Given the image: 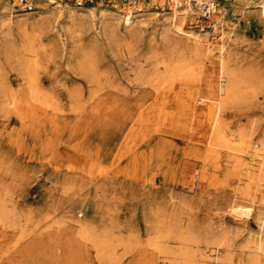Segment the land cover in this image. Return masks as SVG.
<instances>
[{"label":"rangeland","instance_id":"1","mask_svg":"<svg viewBox=\"0 0 264 264\" xmlns=\"http://www.w3.org/2000/svg\"><path fill=\"white\" fill-rule=\"evenodd\" d=\"M251 1L221 0L220 7L237 35L227 49L237 65L264 73V27L254 14L249 16ZM234 3L237 11H233ZM15 5L16 0H0V12L3 6L14 16L39 12L37 8L19 12ZM172 6L150 12L172 14ZM188 22L191 19L174 25L177 36L171 34V44L183 41L185 54L192 39L209 36L208 29ZM150 32L149 25L145 38ZM159 32L157 28L156 41ZM142 48L99 50L96 65L105 84L92 97L85 80L66 66V58H43L40 66L30 68L47 94L41 103L31 98L20 70L18 73L6 63L1 67L16 103L8 114L0 115V185L7 192V209L12 213L8 227L0 228V256L5 254L0 264H157L156 253L145 246L149 231L144 218L148 208L153 215L155 206L162 203L184 201L186 206L183 209L179 204L182 213L176 218L182 223L190 220L201 239L222 231L233 247L240 248L250 234L259 231L257 218L237 220L224 211L239 196L240 187H245L243 175L238 169L204 165L201 155L206 145L200 133L205 131L201 126L204 104L199 103L198 112L188 115L174 102V94L180 93L176 89L165 90L153 100L149 87L137 80L140 72L149 74L151 70ZM206 80L204 77L199 85L200 92L215 95L216 87L210 89ZM192 89L183 92L195 95ZM222 117L228 132L241 131L252 143L264 139L263 99L230 106ZM199 186H203L201 192ZM76 220L88 224L99 236L107 232L108 245L115 253L111 259L97 258L93 244L79 235ZM153 220L151 217L148 224ZM119 238L132 243V248L117 246ZM201 243L199 250L203 249ZM6 247L10 250L5 253ZM192 257V264H198ZM239 260L236 264H243Z\"/></svg>","mask_w":264,"mask_h":264},{"label":"bare ground","instance_id":"2","mask_svg":"<svg viewBox=\"0 0 264 264\" xmlns=\"http://www.w3.org/2000/svg\"><path fill=\"white\" fill-rule=\"evenodd\" d=\"M250 3L253 8L249 16L254 14L264 27V0H252ZM158 4L161 9L171 4L174 11L172 10V14H157L149 9L141 10L140 7H125L118 11L106 10L100 6L76 7L55 0H41L36 5L39 12H25L26 14L21 16H14L7 14L6 7L3 6L0 12V115L8 114L16 103L15 93L5 84L1 73V67L5 63L12 64L17 72L20 70L23 75L21 76L26 80L24 83L27 82L31 98L34 102L41 103L47 94L42 92L44 89H40L39 80L31 75L34 73H31V69L40 66L43 58H66V66L85 80L88 95L92 97L99 92L98 88L103 86L102 82L105 84L96 65L98 51L106 48L111 52L117 51L118 48L141 50L146 40L142 49L146 66L151 70L149 74L140 72L137 80L144 87H149L154 95L153 100H157L163 92L165 94V90H178L180 93L174 94V102L181 105L188 115L198 112L199 103L204 104L202 114L205 119L201 126L204 125L205 131H200L204 135L206 145L204 154L200 153L204 156V165L209 164L214 169H238L246 180L245 187H240L239 196L232 198L224 211L237 220L257 218L259 231L256 235L250 234L249 241L240 248L233 247L228 236L222 231L215 236L211 232L201 239L193 230L190 220L182 223L181 219H177L178 213H182L180 205L183 209L186 206L184 201L162 203L155 206L157 212L153 215L149 213L152 209L148 208L146 211L149 212L145 214L144 221L148 225L146 230L149 233L145 246L156 253L157 264H192V256L196 257L198 264H236L239 259H242L243 264H264V139L252 143L237 129V132L232 130L236 133L228 132L222 117V112L230 106L245 104L258 98L264 100V73L253 67L239 66L238 62L232 59L227 45L235 41L237 35L233 27H230L229 20L223 18H215L207 32L209 36H197L192 39L188 46L189 51L185 54L182 51L184 48L181 47L183 41L179 39L177 43L171 44V34L177 36L172 27L190 19L187 0H159ZM237 9L235 4L233 11ZM242 9L238 12H244ZM220 12L225 11L220 9ZM159 22H162L161 25ZM149 25L151 32L145 38L144 33ZM157 28L160 34L156 41ZM46 35L50 36L48 42L44 41ZM174 51L175 54L172 53ZM210 73L214 76H210ZM204 77L207 78L206 86L216 87L215 95L207 93L206 96L200 92L199 85ZM187 88L195 89V95L184 93L183 90ZM74 89L78 90V87ZM72 95L70 92L69 96ZM162 108L161 111H164ZM176 122L180 123L179 120ZM136 128L138 130V127ZM196 128L198 131L201 129L199 124ZM244 157H248V160ZM199 188L201 192L203 186ZM6 195V190L0 185L2 229L8 227L12 214L7 209ZM151 217H154V220L149 225ZM76 224L79 235L93 244L98 259L112 258L114 248L111 249L108 245L110 242L108 243L107 232L103 231L99 236L88 224L80 220H76ZM127 241L119 238L117 246L130 250L133 244ZM199 243L203 245L201 250L197 248ZM5 249V253L10 250L8 247Z\"/></svg>","mask_w":264,"mask_h":264},{"label":"built area","instance_id":"3","mask_svg":"<svg viewBox=\"0 0 264 264\" xmlns=\"http://www.w3.org/2000/svg\"><path fill=\"white\" fill-rule=\"evenodd\" d=\"M16 11L19 12H33L37 8V1L41 0H16ZM44 1V0H43ZM58 3L72 4L76 7L89 6H105L112 10H122L125 7L135 8L140 7L141 10L161 11L159 7V0H55ZM221 0H187L189 8V16L193 25L200 28L210 30L211 25L215 22V18L226 19V14L220 12Z\"/></svg>","mask_w":264,"mask_h":264}]
</instances>
